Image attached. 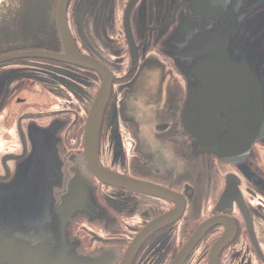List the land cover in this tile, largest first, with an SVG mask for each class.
Here are the masks:
<instances>
[{"label": "flooded vegetation", "instance_id": "obj_1", "mask_svg": "<svg viewBox=\"0 0 264 264\" xmlns=\"http://www.w3.org/2000/svg\"><path fill=\"white\" fill-rule=\"evenodd\" d=\"M60 2L0 0V180L33 154L37 129L55 126L65 179L80 174L113 214L75 222L84 251L108 264H264V143L235 163L193 143L187 81L161 52L180 0L67 3L75 46L113 72L97 164L153 192L93 169L86 130L103 76L67 60Z\"/></svg>", "mask_w": 264, "mask_h": 264}, {"label": "water", "instance_id": "obj_2", "mask_svg": "<svg viewBox=\"0 0 264 264\" xmlns=\"http://www.w3.org/2000/svg\"><path fill=\"white\" fill-rule=\"evenodd\" d=\"M67 3L61 0L58 9L66 58L103 76L86 130L93 169L108 184L131 183L153 192L154 185L97 164L113 72L75 46ZM178 8L167 22L173 28L161 52L187 81L183 116L189 134L197 149L241 162L256 142L264 143V0H180ZM54 128L37 129L33 154L20 162L13 179L0 180V264H108L104 251H84L74 224L90 217L105 222L113 214L80 174L65 179L63 140Z\"/></svg>", "mask_w": 264, "mask_h": 264}]
</instances>
